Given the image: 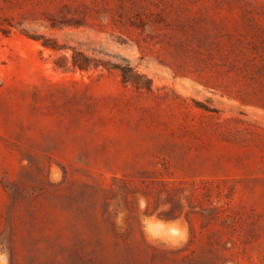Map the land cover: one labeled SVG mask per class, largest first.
I'll list each match as a JSON object with an SVG mask.
<instances>
[{"label":"rangeland","instance_id":"obj_1","mask_svg":"<svg viewBox=\"0 0 264 264\" xmlns=\"http://www.w3.org/2000/svg\"><path fill=\"white\" fill-rule=\"evenodd\" d=\"M0 264H264V0H0Z\"/></svg>","mask_w":264,"mask_h":264},{"label":"trees","instance_id":"obj_2","mask_svg":"<svg viewBox=\"0 0 264 264\" xmlns=\"http://www.w3.org/2000/svg\"><path fill=\"white\" fill-rule=\"evenodd\" d=\"M72 65H73V66H76V67H78V68H80V69H85L84 66L78 64V63L75 61L74 57H73V60H72ZM121 70H122V72H123V76H124V71H123V69H121Z\"/></svg>","mask_w":264,"mask_h":264}]
</instances>
